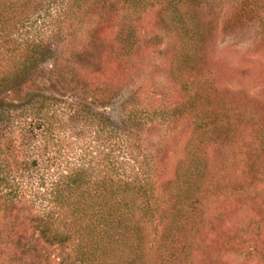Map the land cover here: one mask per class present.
Segmentation results:
<instances>
[{"label":"trees","instance_id":"16d2710c","mask_svg":"<svg viewBox=\"0 0 264 264\" xmlns=\"http://www.w3.org/2000/svg\"><path fill=\"white\" fill-rule=\"evenodd\" d=\"M224 34L264 43V0H0L1 228L62 264H202L246 121L214 89Z\"/></svg>","mask_w":264,"mask_h":264},{"label":"rangeland","instance_id":"374dc122","mask_svg":"<svg viewBox=\"0 0 264 264\" xmlns=\"http://www.w3.org/2000/svg\"><path fill=\"white\" fill-rule=\"evenodd\" d=\"M247 36L222 35L212 59L216 95L238 104L246 121L237 122L234 138L223 139V204L202 233V264H264V43L245 46ZM230 42L243 48H227ZM159 70L157 84H168L165 67ZM222 145L211 147L214 158ZM8 221L0 211V264H62L56 246L31 230H3Z\"/></svg>","mask_w":264,"mask_h":264}]
</instances>
